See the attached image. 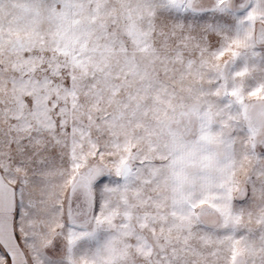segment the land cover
<instances>
[{"label": "snow or ice", "instance_id": "1", "mask_svg": "<svg viewBox=\"0 0 264 264\" xmlns=\"http://www.w3.org/2000/svg\"><path fill=\"white\" fill-rule=\"evenodd\" d=\"M0 264H264V0H0Z\"/></svg>", "mask_w": 264, "mask_h": 264}]
</instances>
